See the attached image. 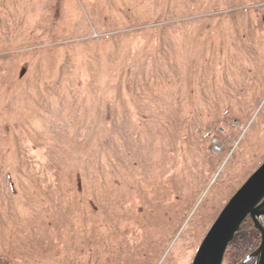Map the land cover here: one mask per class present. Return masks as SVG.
<instances>
[{
    "label": "rangeland",
    "instance_id": "rangeland-1",
    "mask_svg": "<svg viewBox=\"0 0 264 264\" xmlns=\"http://www.w3.org/2000/svg\"><path fill=\"white\" fill-rule=\"evenodd\" d=\"M263 162L264 0H0V264H192Z\"/></svg>",
    "mask_w": 264,
    "mask_h": 264
},
{
    "label": "water",
    "instance_id": "water-1",
    "mask_svg": "<svg viewBox=\"0 0 264 264\" xmlns=\"http://www.w3.org/2000/svg\"><path fill=\"white\" fill-rule=\"evenodd\" d=\"M261 233V243L241 263L264 264V162L226 203L201 242L192 264H223L226 250L247 217Z\"/></svg>",
    "mask_w": 264,
    "mask_h": 264
},
{
    "label": "trees",
    "instance_id": "trees-1",
    "mask_svg": "<svg viewBox=\"0 0 264 264\" xmlns=\"http://www.w3.org/2000/svg\"><path fill=\"white\" fill-rule=\"evenodd\" d=\"M261 242V233L255 227L254 221L249 216L241 224L239 231L230 242L223 264H238L248 254L254 251ZM258 258L250 260L247 264H257Z\"/></svg>",
    "mask_w": 264,
    "mask_h": 264
},
{
    "label": "built area",
    "instance_id": "built-area-1",
    "mask_svg": "<svg viewBox=\"0 0 264 264\" xmlns=\"http://www.w3.org/2000/svg\"><path fill=\"white\" fill-rule=\"evenodd\" d=\"M212 145H213V147H214L215 150L220 151L222 149L221 141L216 136H212Z\"/></svg>",
    "mask_w": 264,
    "mask_h": 264
}]
</instances>
